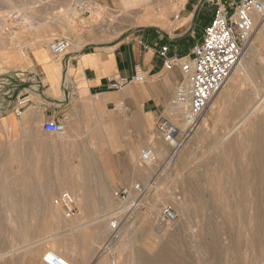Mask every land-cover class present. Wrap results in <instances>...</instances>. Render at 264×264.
<instances>
[{
	"label": "rangeland",
	"instance_id": "rangeland-1",
	"mask_svg": "<svg viewBox=\"0 0 264 264\" xmlns=\"http://www.w3.org/2000/svg\"><path fill=\"white\" fill-rule=\"evenodd\" d=\"M89 2V13L76 17V30H61L51 22L62 19L66 24L64 13L69 6H76L77 0H0V94L17 83L13 78L15 70L23 69L10 62L23 48L13 39L23 25L21 18L38 26L45 23L33 31H48L52 38L71 40L80 33L85 42L97 46L118 39L129 28L178 25L177 15L184 0H158L159 5L150 14H145L142 7L136 10L138 15L123 13L120 0ZM242 63L233 100L222 104L221 98L212 104L214 108L208 105L200 127L171 161L166 159L168 149L153 130L145 138L136 161L146 147L155 149L158 161L137 165V175L126 184L146 183L152 174L157 175L156 184L144 208L132 214L123 226L128 228L115 239L111 237L109 220L127 207L112 193V205L102 212L101 197L76 196L69 188L78 179L81 166L44 163L64 160L61 157L65 152L58 149L61 139L29 127V132L15 136L0 131V264H44L41 256L47 250L77 264L63 248L68 251L73 247L71 242H64V234L74 230L73 222L79 217L67 216L62 207L53 203L63 191L73 195L78 212H88L87 220L96 218L94 222L102 225L100 231L93 228L85 238L87 244L81 254L87 258L84 264H153L163 259L175 264H264V160L260 165L252 164L248 140L256 128L264 131V16L255 18ZM236 98L242 100L236 103ZM218 111L219 116L213 117V112ZM18 120L13 119L16 130L20 123L24 124L23 119ZM82 144L73 142L76 146ZM40 145L45 148H37ZM252 186H256L257 198ZM45 192L50 195L45 196ZM85 200L89 205H83ZM164 205L176 214L166 231L154 222ZM99 232L103 236L97 240L95 234ZM234 240L237 246L232 249L229 245Z\"/></svg>",
	"mask_w": 264,
	"mask_h": 264
},
{
	"label": "crops",
	"instance_id": "crops-1",
	"mask_svg": "<svg viewBox=\"0 0 264 264\" xmlns=\"http://www.w3.org/2000/svg\"><path fill=\"white\" fill-rule=\"evenodd\" d=\"M224 1L184 0L177 15L178 25L129 28L118 39L102 45L92 46L78 33L73 40L67 37L70 46L61 56H53L48 49V41L54 39L51 33L32 30L45 23L38 26L29 20L33 23L21 25L13 36L23 48L10 62L23 69L15 70L13 78L17 83L0 94V131L8 136L29 132V128L43 133L44 121L62 119L64 134L52 135L62 141L58 149L65 152L61 157L64 160L44 163L81 166L78 179L69 188L76 196L101 197V211L107 212L112 205L113 190L137 175V151L152 132L155 119L163 114L181 79L179 67L165 68L157 49L166 46L168 56H188L193 45L201 40L215 8ZM59 21L62 19L51 23L62 30ZM135 70L143 73V81L133 79ZM117 77L129 81L119 89L110 88L108 79ZM237 80L226 83L227 87L217 92L215 102L221 98L222 104L233 100ZM22 98L26 102L18 115L15 110ZM241 100L235 99L236 103ZM22 114L24 124L20 123L16 130L13 119L18 117L21 122ZM219 114L220 111L213 112L212 116ZM73 142L83 144L76 146ZM84 203L88 204L86 200L85 206ZM76 215L79 219L73 222L74 230L64 234V242H71L73 247L63 251L77 264H84L87 258L81 254L87 244L85 238L93 228L100 231L102 225L94 222L96 218L87 220V211L81 213L77 209ZM95 235L97 240L103 236L100 232Z\"/></svg>",
	"mask_w": 264,
	"mask_h": 264
},
{
	"label": "built area",
	"instance_id": "built-area-1",
	"mask_svg": "<svg viewBox=\"0 0 264 264\" xmlns=\"http://www.w3.org/2000/svg\"><path fill=\"white\" fill-rule=\"evenodd\" d=\"M264 16V0H225L217 5L210 22L204 27L201 40L193 45L186 57L168 56L166 46L157 49L167 69L178 66L181 79L174 94L155 119L153 131L156 137L168 149L166 159H171L200 127L206 108L215 94L226 84L235 66L241 61L247 42L251 39L255 18ZM70 46L67 37L54 38L48 43L53 56L65 54ZM133 79L143 81L144 75L135 70ZM129 79L109 78V86L119 89ZM26 98L18 101L15 112L19 115ZM42 129L51 134L62 135L65 123L62 119H47ZM158 161V155L152 147H146L138 155V165H152ZM157 175L152 174L146 183L131 182L113 190V196L127 209L110 221L113 230L124 226L132 214L144 208L147 196L156 184ZM55 205L63 208L65 214L74 217L77 214L75 198L68 191L61 192L53 200ZM176 219L170 206H162L156 217L157 226L168 225ZM113 238V234L111 235ZM41 260L44 264H71L63 255L47 250Z\"/></svg>",
	"mask_w": 264,
	"mask_h": 264
},
{
	"label": "bare ground",
	"instance_id": "bare-ground-1",
	"mask_svg": "<svg viewBox=\"0 0 264 264\" xmlns=\"http://www.w3.org/2000/svg\"><path fill=\"white\" fill-rule=\"evenodd\" d=\"M90 0L86 1V0H77V4L76 6H69L68 9H67V12L66 14L64 13V16L66 17V24H62L61 21H59L62 25L63 28H65L66 30H76V17L78 18V16L80 15V13L82 12H87L89 13V10H90V6H91V3L89 2ZM121 3L124 5V8L122 10L123 13L127 14V13H133L134 15H138L140 14L139 11H136L137 9L139 8H142L144 7V10H145V14H150V12H152V9L153 7L155 6H158L159 4H157V1L158 0H120ZM17 12V11H15ZM18 15V14H17ZM60 18V16H59ZM20 23V22H19ZM21 23L22 24H32L33 22H30L29 20H27L26 18H21ZM112 23V22H111ZM109 23V24H111ZM0 24L3 25V23L0 21ZM35 26V25H34ZM25 27V26H24ZM30 29V28H29ZM244 68V65L242 63V59L241 61L235 66V68L233 69L231 75L229 76L228 80H227V84H230L232 83L233 81L237 80L238 78L240 79V73L239 71L240 70H243ZM224 90V89H223ZM216 101V94L213 96V98L210 100L209 102V106L210 108L212 107V104H215L214 102ZM245 103V102H244ZM244 105V104H243ZM214 108V107H212ZM241 108V107H240ZM256 109V108H255ZM254 110V108H253ZM262 110V109H261ZM260 110V111H261ZM25 113V112H24ZM210 115V113H209ZM247 115V114H246ZM206 116V115H205ZM248 116V115H247ZM250 116V115H249ZM205 118V117H204ZM24 120V115L22 116V118ZM210 121V120H209ZM206 125H207V122H206ZM260 127V126H259ZM263 130V129H262ZM248 140L251 142V145H252V152H251V161H252V164L254 163L256 166L257 165H260L262 162V160H264V131H260V129L256 128L255 130H253L248 138ZM178 153V151H177ZM176 153V154H177ZM175 154V155H176ZM171 161V159H170ZM8 169V168H7ZM9 170V169H8ZM8 174V173H7ZM255 179V177H254ZM29 185V184H28ZM256 185V184H255ZM257 186V185H256ZM256 186H252L253 190H254V196L256 197V192H257V189H256ZM25 187H28L27 185H25ZM45 196H48L50 195V193L48 192H45L44 193ZM243 196V195H242ZM241 196V198H242ZM257 198V197H256ZM255 198V199H256ZM243 200V199H242ZM261 201V200H260ZM177 203L179 204V206H182L183 203L181 201H177ZM262 203L264 204V199H262ZM257 206V205H256ZM255 206V207H256ZM263 207V205H262ZM110 215V214H108ZM264 217V216H263ZM114 219V217L112 219L109 220V226H110V221H112ZM261 223V222H260ZM260 226V225H259ZM263 227V226H262ZM111 228V226H110ZM128 228L127 226L123 227L122 225L119 226V228L113 230L111 228V233L113 234V237L114 238H118L119 234H121L122 232H124V230ZM159 229L162 230V231H166L167 230V226L164 225V226H159ZM258 229V228H257ZM259 232V231H258ZM111 234V235H112ZM117 234V236H115ZM257 239V238H256ZM235 240L233 241V243H231L229 245V247H231L232 249H235L236 248V244H235ZM225 249V247H224ZM54 251V250H53ZM56 252V251H55ZM158 255V254H157ZM156 255V256H157ZM166 258V257H165ZM163 259V258H162ZM168 259V258H167ZM169 260V259H168ZM167 260V261H168ZM155 261V260H154ZM157 261V260H156ZM166 260H161L160 262L158 263H154L153 264H175L174 262H167ZM150 264V263H149Z\"/></svg>",
	"mask_w": 264,
	"mask_h": 264
}]
</instances>
